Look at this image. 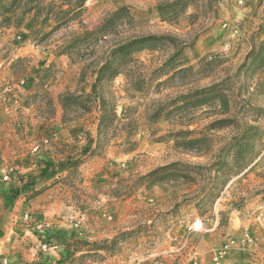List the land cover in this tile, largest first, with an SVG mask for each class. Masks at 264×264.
Wrapping results in <instances>:
<instances>
[{
    "label": "rangeland",
    "instance_id": "374dc122",
    "mask_svg": "<svg viewBox=\"0 0 264 264\" xmlns=\"http://www.w3.org/2000/svg\"><path fill=\"white\" fill-rule=\"evenodd\" d=\"M23 1L0 25V115L4 108L26 107V99L17 96V85L25 90L32 86L24 76L30 60H18L9 76L7 62L12 56L5 50L17 39L18 33L7 30L16 27ZM49 1L39 3L42 7ZM52 1L56 8L44 22L43 14L23 15V19L31 15L39 24L27 39L19 37L44 57L39 60L42 67L31 99L42 113L54 111L44 91L50 79H62L63 74L71 79L60 95L89 92L93 69L114 43L151 34L170 35L173 41L165 40L153 49L133 48L118 58L119 73L101 81L96 90L109 113H115L100 132L98 121L94 134L79 124L93 111L99 116L95 99L87 111L69 108L63 113L62 109L71 140H65L64 134L56 136V129L48 125L18 143L28 154L36 152L34 145L37 151L46 147L60 154L61 174L45 181L35 195L14 200L9 215L12 229L0 235L7 237L0 241V264H214V253L223 247V264H244L224 260L229 250L245 251L255 242L242 225L264 223V66L254 70L240 66L252 39L256 43L264 39V0H187L174 12L156 10L158 4L173 0H85L55 29V13L76 0ZM120 7L126 10L117 27L94 42L91 36L82 38L84 31ZM51 55L63 56L69 64L62 68L61 60L46 62ZM210 87L213 90L204 95L196 94ZM218 119L227 120L211 126ZM245 125L257 127L253 152L247 150L235 161L234 147L225 158L224 171L216 176L205 168L190 172L189 180L165 177L149 185L140 178L175 161L208 166L219 152L226 155L224 146ZM6 133L1 126L0 179L4 181L17 161L11 163L2 151ZM196 137L200 141L192 150L183 147L182 142ZM250 141L248 133L240 149ZM251 155L255 158L250 165L235 175L237 164ZM116 235V241L110 242ZM256 252L252 251V262L264 264Z\"/></svg>",
    "mask_w": 264,
    "mask_h": 264
},
{
    "label": "crops",
    "instance_id": "0c3cea01",
    "mask_svg": "<svg viewBox=\"0 0 264 264\" xmlns=\"http://www.w3.org/2000/svg\"><path fill=\"white\" fill-rule=\"evenodd\" d=\"M38 21H33L30 17H25L19 26H9L7 32L18 33L16 35V40H13L10 48H6L8 54L12 56L10 60L7 62L8 65V74L12 76L13 69L16 62L21 59L30 60L29 67H26L27 72H25L24 76L27 81H32V86L29 89H24V87L17 85L18 87V97L23 100L26 99V107L22 106L21 109L16 111L15 108L10 107L4 108L3 113L1 112L0 117L3 120L0 123V127L4 129L9 137L6 139V143L2 151L7 155V160H10L11 163L14 162V167L16 169L10 173V178L7 181L0 179V235L1 231L11 230L12 225L9 221V215L12 213V205L15 199L21 197H31L35 195V191L41 187L45 181L58 178L57 176L61 173L58 172L60 169L61 162L59 161L60 154L56 153L51 148L47 149L46 147L36 152H32L28 154L24 152L25 148L23 145H18L19 142L25 141L28 137L32 138V136L38 135V132L41 128L46 127L48 125H52L53 128L56 129V136L59 134H64L63 137L65 140L69 141L72 139L71 134L69 133V126H66L62 121V108L59 103V95L60 93L70 84L71 79L64 78L59 80L50 79L45 86V93L51 100L53 105V113H42L40 109L41 106L38 103L31 104V99L36 94L35 86L38 82L37 74L39 72V68L42 66L39 65V60H42V57L38 51V49L34 48L29 42H20L21 39H27L30 35V31L35 26H38ZM3 28L0 26V29ZM20 37V38H19ZM49 60H61L63 64L66 63L67 59H64L63 56L54 57L53 55L46 58V62ZM57 63V62H56ZM47 65V63L45 64ZM60 66L57 63V67ZM64 66V68H65ZM63 68V67H62ZM31 69V72L29 71ZM29 71V72H28ZM68 73V72H67ZM30 84V83H29ZM15 86V85H14ZM16 96V95H15ZM98 121V113L93 111L91 114L84 115L80 118L79 124L82 125L83 130L87 132V130L94 134L96 123ZM24 138V139H21ZM9 143V145H8ZM8 145V146H7ZM33 151L34 148H33ZM17 153V154H16ZM28 154V155H27ZM1 158V157H0ZM1 162V161H0ZM51 170V171H50ZM63 176V175H62ZM58 184L59 180H56ZM55 182V180L53 181ZM53 192V191H52ZM16 209V208H14ZM236 219L232 218L231 226L235 228ZM244 228V229H243ZM236 229V228H235ZM242 230H247L253 235L255 242L249 244V247L245 251L238 250L237 248L229 250L226 254L224 261H242L244 264H255L252 262L254 259V255L252 251L256 252L255 256L259 257L262 261L264 260V223H258L257 226L251 225H242ZM239 231V230H238ZM237 233V232H235ZM9 237V236H8ZM7 240L6 233L0 236V241L3 243ZM254 242V243H253ZM262 244L261 246H257ZM256 245V246H254ZM254 246V247H253Z\"/></svg>",
    "mask_w": 264,
    "mask_h": 264
},
{
    "label": "trees",
    "instance_id": "16d2710c",
    "mask_svg": "<svg viewBox=\"0 0 264 264\" xmlns=\"http://www.w3.org/2000/svg\"><path fill=\"white\" fill-rule=\"evenodd\" d=\"M19 1L20 0H10L8 3H6L4 2V0H0V16H1L0 25L9 21L8 13L19 4ZM39 1L40 0H24L20 5L21 13L15 19L14 25L19 26L23 21V15L31 11L34 12L33 13L34 17L43 14L42 21L43 22L46 21L49 15L52 13V9L56 8V5L51 0L46 5L41 7ZM84 1L85 0H76L75 3L69 6L68 8L59 9L55 13V16L57 15L55 19L56 23L52 29L57 28L59 25L64 23L66 19L70 18L69 17L70 13L77 9H80L84 5ZM186 5H187V0H173L167 4H158L156 6V10L158 12H162L165 9L167 10V12H174L176 10L184 8ZM43 9H45L44 13H42ZM125 10H126L125 7L117 8L115 11L111 12L107 17H105L93 29L84 31L83 32L84 36L82 38L85 39L91 36L92 42H94L98 38L103 37L106 34V32H109L110 29L117 27L120 24L121 19L125 14ZM48 33L44 34L43 37H45ZM76 40L77 39H75L74 41ZM165 40L173 41V37L165 34H161V35L151 34V35L133 37L126 40H120L114 43L108 51V56L104 60H102L99 64H97L93 69L92 73L94 75V78H93V82L91 83L89 92H85L83 89H81L80 92L78 93L67 91L60 95L59 103L63 109V113H65L69 108H72L73 110L81 109L87 111L90 109V103H92L93 100L98 99L99 100L98 107L100 113L98 116L97 131L100 132L105 127L107 121L110 119L109 117L110 116L114 117L115 113L111 112L110 114L106 107L107 102L97 95L96 90L98 84L101 81L105 79H110L111 77L119 73L117 69V60L120 56L129 54V52L133 48L153 49L157 47L159 43L164 42ZM59 53L61 54L65 52L64 50H60ZM240 66L241 67L249 66L251 70L264 66V39L257 43L254 39H252L251 48L247 52L245 56V60ZM213 87H210L208 89H201L200 91H197L196 94L204 95L207 91L213 90ZM218 95L219 93H217L216 96ZM226 120L227 119H218L214 121L211 124V126H215L214 124L216 123L223 124V122H226ZM256 129L257 127L254 125H245L244 129H241L239 133L235 137H233L232 141H229L224 146L226 150V155L225 154L222 155L221 152H219L208 166L175 161L154 168L145 175L141 176L140 178L148 180L149 185H152L158 181H162L165 177H167V179L182 177L184 179L189 180L190 172L192 173V172L200 171L205 168L211 174H213V176H216L221 171H224L223 168L226 165L225 158L228 154L231 153L234 147L237 148L234 153L235 161L242 159L245 154V151L247 152V150H249L250 152H253L252 139H254V135L256 134L255 133ZM72 131L73 130H71V132ZM248 133H250L251 135V141L250 143H248L245 149H240V143L245 137H247ZM198 141H200V137L188 139L187 141L182 142V145L185 149L191 148L192 150L194 148L193 145H195ZM254 158L255 155H251L250 158L244 163L237 164L236 167L237 169L236 172H234V174L235 175L239 174L244 169H246ZM228 180L229 178L224 179L222 185L224 186L228 182ZM117 237H118L117 235L113 237L110 240V242L116 241ZM104 246H105L104 243L100 245L101 248H104Z\"/></svg>",
    "mask_w": 264,
    "mask_h": 264
},
{
    "label": "built area",
    "instance_id": "2783aa9c",
    "mask_svg": "<svg viewBox=\"0 0 264 264\" xmlns=\"http://www.w3.org/2000/svg\"><path fill=\"white\" fill-rule=\"evenodd\" d=\"M20 83L22 84L23 80H21ZM33 148L34 150L38 149V145H34ZM3 177L6 179L8 176L5 173ZM224 255H225V247H223V249L216 251L212 257L214 264H223L222 258L224 257Z\"/></svg>",
    "mask_w": 264,
    "mask_h": 264
}]
</instances>
